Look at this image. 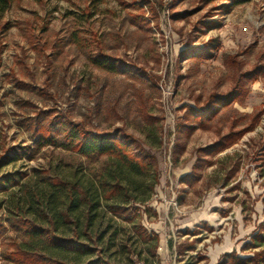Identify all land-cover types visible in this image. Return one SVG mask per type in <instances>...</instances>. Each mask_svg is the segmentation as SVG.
I'll return each mask as SVG.
<instances>
[{"label": "rangeland", "instance_id": "rangeland-1", "mask_svg": "<svg viewBox=\"0 0 264 264\" xmlns=\"http://www.w3.org/2000/svg\"><path fill=\"white\" fill-rule=\"evenodd\" d=\"M148 1L153 10L145 0H12L0 14V177L12 174L20 181L0 190V222L7 228L0 264H13L2 254L16 244L74 264L98 257L104 264H219L228 254L245 258L264 248H248L264 224V68L246 84L241 102L221 109L204 127L185 118L189 107L199 109L211 95L230 92L237 73L233 56L242 71L262 56L264 65V0L231 8L226 1ZM95 40L111 59H96ZM203 48L210 56L195 59ZM121 62L125 69L113 68ZM35 106L89 119L97 132L123 128L155 155L152 196L129 207L135 222L158 235L155 255L134 235L132 222L104 209L90 236L81 227L93 253L60 251L12 227L16 214L51 227L45 206L29 202L33 193L49 191L55 177L98 181L108 164L55 147L32 154L27 120ZM259 113L254 130L209 154V147ZM183 124L189 127L180 131ZM59 220L56 234L71 236L74 223Z\"/></svg>", "mask_w": 264, "mask_h": 264}, {"label": "trees", "instance_id": "trees-1", "mask_svg": "<svg viewBox=\"0 0 264 264\" xmlns=\"http://www.w3.org/2000/svg\"><path fill=\"white\" fill-rule=\"evenodd\" d=\"M207 1L209 3L226 1L229 5L228 7L231 8L246 4L250 0ZM11 3L12 0H0V14H3ZM144 4L151 7V3L148 0H145ZM136 7L142 8L141 6ZM151 9L153 10V7ZM143 17L145 16H142L141 20L143 25H149L150 20ZM171 17L175 18L177 15ZM154 18H158V16H152L150 19ZM156 27L160 29L158 23ZM30 31L32 33L30 36H33L34 29ZM92 45L98 61L111 59L104 53L99 41L95 40L92 42ZM209 56L208 49L203 48V50L194 54L193 57L201 60ZM158 60L160 61V57ZM262 60L263 56L259 57L258 63L251 70L242 71V64L237 60V56H233L230 62L236 65L237 73L235 84L232 86L230 92L221 96L216 94L211 95L204 106L199 109L189 107L186 111L185 118L193 117L194 120L200 123V127H204L208 121H211L214 116L218 115L221 109L227 108L235 102H241L248 93L246 84L255 82L263 71L264 65L261 63ZM113 65V68L115 67L114 69L119 70L121 68L125 69L127 66L123 62L119 66H116L115 63ZM17 83L22 87H31L27 83L20 81ZM40 92L44 95L47 94V90L44 89H41ZM215 103L217 105L214 106L213 104ZM35 108L37 110L35 115L27 120V129L33 138V144L27 146V149H31L32 154H36L48 147H55L72 152L89 162L106 159L108 164L99 174L98 181L91 180L87 184L79 178L72 181L55 177L50 182L52 188L49 191L40 190L33 193L29 202L31 205L45 206V210L49 212L48 215L52 216L50 219L48 218L51 227H45L41 223L21 214H16L12 217V227L16 230L23 231L25 235H29L32 238L38 236L42 240H48L52 247L60 251L81 252L83 254L93 253L95 250L83 240L81 233L87 236L89 235L87 232L100 215L98 210L104 209L106 211H103L104 214L108 211L111 214H117L132 222L134 235L138 240L148 243L151 247L152 255H155L159 241L158 235L149 233L142 222H135V217L131 216L135 213L129 208L130 201L144 204L152 196L155 183L158 180L157 158L155 155L147 150L137 138L127 134L123 128H116L113 131L97 132L93 129L89 119L75 121L67 113L56 112L52 109H42L37 106ZM261 115L259 113L253 116L249 126L237 131L231 130L228 134L224 135L221 141L207 149L209 154L212 156L216 155L235 144L246 133L254 130ZM153 119L156 120L157 118ZM188 127L183 124L179 130L183 131V129H188ZM17 158L21 159L22 154H17ZM5 159L7 161L12 160L9 155ZM238 167L237 165L234 173L238 170ZM146 178L150 179L148 186L145 184ZM184 180L186 182L190 181V176L185 177ZM6 184L14 187L20 185V181L14 175L7 174L0 177V190H7ZM101 206L103 207L101 208ZM59 219L67 223H74L76 228L73 230L71 236H59L56 234L58 224L60 223ZM82 226L84 232L82 231L80 233ZM6 231L7 228L0 222V237ZM103 233L96 235L98 241L102 238ZM253 239V244L249 247L247 246L248 248L255 249L263 247L264 224L260 226V230ZM90 240H92L91 237ZM2 256L13 264H74L67 263L65 260L57 257L44 255L34 249L26 248L19 244H16L13 250L7 249L3 252ZM133 256L141 262L138 257L139 255L135 254ZM101 259L99 257L94 260L88 259L86 262L77 264H104ZM219 264H264V248L254 251L252 256L245 258H241L234 253L228 254Z\"/></svg>", "mask_w": 264, "mask_h": 264}]
</instances>
